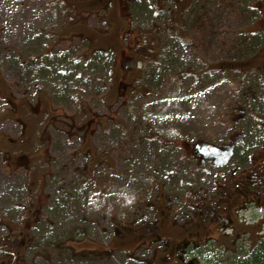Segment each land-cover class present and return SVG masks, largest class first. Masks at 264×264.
Masks as SVG:
<instances>
[{
    "label": "rangeland",
    "instance_id": "374dc122",
    "mask_svg": "<svg viewBox=\"0 0 264 264\" xmlns=\"http://www.w3.org/2000/svg\"><path fill=\"white\" fill-rule=\"evenodd\" d=\"M112 1L113 7L100 10L111 1L0 0V148L7 149L9 138L40 166L34 174L27 170L28 159L20 161L24 219L34 222L33 213L45 209L40 182L41 173H49L48 221L33 231L35 249L21 257L15 253L10 264L124 262L115 250L117 229L160 216L164 195L174 203L178 188L165 180V170L177 158L185 165L193 139L225 141L233 118L242 114L239 106L249 105L263 118L257 125L249 117L255 128L264 126V32H259L264 0H137L129 9L123 8L127 0ZM129 12L135 21L123 34L124 49L134 40L155 49L156 62L145 78L149 85L142 78L125 79L119 45L101 37L107 30L120 35V18ZM83 33L91 40H81ZM70 36L76 37L70 42L65 39ZM93 51L101 62L107 58L105 64L94 73L80 67L68 77L65 62H74L77 54L90 58ZM134 55L141 63V50ZM41 56L57 73L37 74ZM125 80L129 96L119 85ZM89 111L99 119L85 143L82 136L70 137L71 126L87 122ZM125 195L135 200L132 207H126ZM21 234L5 227L0 239L19 237L13 245L20 244ZM97 245L108 249V258L91 252ZM122 264L144 263L136 258Z\"/></svg>",
    "mask_w": 264,
    "mask_h": 264
},
{
    "label": "flooded vegetation",
    "instance_id": "af4514ba",
    "mask_svg": "<svg viewBox=\"0 0 264 264\" xmlns=\"http://www.w3.org/2000/svg\"><path fill=\"white\" fill-rule=\"evenodd\" d=\"M107 1L111 2L103 4L105 6L99 7L100 10L106 6H109V10L114 6L112 0ZM133 1L137 3V0H127L123 8L129 9ZM101 4L99 1L98 5ZM261 8L264 14V7ZM134 21L135 17L129 12L125 18H120L121 36L107 30L101 37L104 41L111 39L115 46L119 45L120 55L123 57L121 74L125 79L132 78L136 82L141 78L145 80L147 68L150 63L156 62V56L153 53L155 49L148 50L146 42L134 40L133 46L124 49L123 34ZM260 32H264V27ZM106 33H109L107 37ZM85 34H82L84 38L81 40H91ZM71 37L76 36L65 39L71 42ZM95 39L96 35L93 36V43ZM113 44L112 49L115 48ZM140 50L144 57L140 60L141 63L134 55ZM78 55L73 59L76 62L96 60V51L91 53L90 58ZM42 60L47 61L46 58ZM72 62H69L71 66ZM71 66L67 68L68 77L79 69ZM96 70L99 69L95 67L92 73ZM138 73L141 77L135 79ZM147 80L144 81L146 84ZM119 85H123L124 96H129L131 90L127 81H121ZM262 101L258 98L260 105ZM239 108L242 114L233 118L234 127L227 132L225 141L217 143L196 137L187 146L185 165L182 164L183 160L180 162V158H177L176 162L179 163L172 170H165V180L178 188L172 196L174 203L164 195V210L160 212V216L136 228L126 227L125 231L117 229L119 238L115 241V250L124 254V262L116 261L117 263L137 258L144 264H264V126L255 128L253 124L259 125L258 120L262 121L263 118L253 114L249 105L247 108ZM89 114L91 116L87 122L79 126L72 124L71 127L74 128L70 137L79 139L82 136L85 143L88 142V137L93 139L96 120L99 118L96 113L89 111ZM249 117L253 118V123ZM84 128L86 129L83 131ZM26 131L27 129L23 131V135ZM4 140L8 146L7 149L0 148V233L5 227H9L15 235L22 233L25 241L13 245L20 240L19 237L15 241L8 239L6 243L0 239V264H10L11 256L15 253L21 257V252L24 254L35 249L33 231H40L48 221L46 211L49 206L46 204L44 178L49 173H41L40 187L44 198L42 207L45 209L43 212L33 213L37 216L34 222L24 219L26 210L20 200L18 180L22 175L20 169L23 168L20 161L28 157L21 153L13 140ZM173 144L176 146L178 142L173 141ZM28 164L27 170L30 169V173L35 174L40 169V166H36V161H29ZM182 172L185 174L182 175ZM26 174L23 182L25 189L29 177ZM24 199L27 201L26 194ZM49 213L53 214L52 211ZM14 216H17L16 219ZM28 240L30 241L27 242ZM91 243L96 246L94 242ZM101 246L97 245L98 249L91 252L100 258H108V249L101 250Z\"/></svg>",
    "mask_w": 264,
    "mask_h": 264
},
{
    "label": "trees",
    "instance_id": "16d2710c",
    "mask_svg": "<svg viewBox=\"0 0 264 264\" xmlns=\"http://www.w3.org/2000/svg\"><path fill=\"white\" fill-rule=\"evenodd\" d=\"M259 39H261L260 37H257V40H259ZM100 59H103V58H96V60H93V61H91V62H85V64L84 63H79V62H76V61H74L73 62V64H74V67H75V69L77 68V67H83V68H87V69H91V70H93L95 67H96V69H100L99 67H100V64L101 63H103V65H104V63L106 62L105 60H103L102 62L100 61ZM102 65V64H101ZM54 65L53 64H51L50 65V67H49V65H48V63H47V61H43L42 62V65L40 66V68H39V71H38V73L39 74H51V73H57L56 72V70H55V68L53 67ZM69 66H71L69 63L68 64H66V66H65V69H66V72H67V74H68V70L69 69H67ZM71 67H73V66H71ZM30 72V74L33 76V74H36V70H33L32 68H31V70L29 71ZM63 75V72H62V74H60V76L61 77H63L62 76ZM64 78V77H63ZM79 79H80V77H79ZM69 202H72L71 200L69 201Z\"/></svg>",
    "mask_w": 264,
    "mask_h": 264
}]
</instances>
